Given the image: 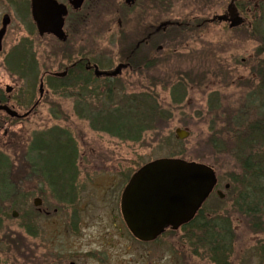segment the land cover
I'll list each match as a JSON object with an SVG mask.
<instances>
[{
  "label": "flooded vegetation",
  "instance_id": "1",
  "mask_svg": "<svg viewBox=\"0 0 264 264\" xmlns=\"http://www.w3.org/2000/svg\"><path fill=\"white\" fill-rule=\"evenodd\" d=\"M53 1L66 12L62 25L64 41L52 34L39 32L33 18V0H0V54L7 50L2 63L9 73L17 75L10 66L12 62L22 59L25 53L26 64L34 71L29 72L28 69L19 74V77L37 74V56L32 51L35 39L54 40L60 53H63L64 49L68 51L66 55L72 51L75 53L77 48H81L76 40L78 35L84 32L95 33V17H98L99 30L110 35L111 44L121 41L124 48L122 57L116 63L111 59L107 60L95 50L92 42L87 53H76L71 59L67 56L68 60L60 63L56 71H49L45 65L39 77V87L42 83L43 93L38 92V100L24 113L21 110L26 105L22 104L20 98H10L12 89L7 86L6 95L0 94V127L14 121L23 122L35 112L45 94L44 81H56L62 86V81L72 78L73 88L88 94L91 91L87 90L92 84L103 83L105 88L97 93L108 96L112 94L110 85L126 72L146 78L149 72L154 73L159 66L158 55L163 50L162 43L167 35H174L173 39H170L175 40L177 35L174 33L206 31L208 26L217 24L222 25V29H245L250 35L264 38V0H194L196 4L189 13L192 20L181 22L160 18L159 15L164 11L167 15H172L174 0ZM38 5L41 11L46 8L43 3ZM221 16L227 19L239 17L243 20V25L234 30L230 29V22H218L217 17ZM208 17L210 19H207ZM133 28L136 32L128 34ZM21 30L22 37L14 41L12 37ZM116 34L120 35L115 42ZM259 44L262 45L259 49L264 52V42L259 40ZM47 61L42 60L43 63ZM254 61L256 63L250 69V74L257 82L250 91V105L253 111L256 107L255 97L260 95L264 100V59ZM260 82H263V85L256 91ZM141 94L142 91L129 95ZM247 112L249 111H244L243 118ZM234 157L236 170L230 181L226 176L224 185V191L231 192L230 208L213 207L222 203L227 195L218 190V185L223 180H220L210 166L215 173L216 185L193 218L178 229H168L154 240L146 242L131 235L121 213V196L129 180L121 188V185H115V175H111L109 177L113 179L112 183L104 187L103 191L96 192L90 181L87 182L88 187L78 185V169L59 171L60 180L57 186L46 184L45 194L41 198H35L40 201L39 207L34 206L35 199L32 202L36 212L42 220L44 219V232L41 231L44 237H35L40 238L39 251L31 250L32 215L28 213L25 217L24 230L28 253L26 264H239L240 253L248 258L243 264H264V237H254V241H250L251 245L243 247V240L241 243L233 228L236 219L237 222L247 224L253 233L264 231V178L257 181L255 174L258 172L249 169L255 166V163L248 159L251 155H243L238 149ZM209 200L215 202L207 209ZM51 214H55L54 222H49ZM12 217L16 218L17 213L13 212ZM47 225L51 236L48 235ZM212 226H216L214 234L208 231V227ZM127 232L131 237H127ZM178 232H183L184 235L162 237L166 233L175 236Z\"/></svg>",
  "mask_w": 264,
  "mask_h": 264
},
{
  "label": "rangeland",
  "instance_id": "2",
  "mask_svg": "<svg viewBox=\"0 0 264 264\" xmlns=\"http://www.w3.org/2000/svg\"><path fill=\"white\" fill-rule=\"evenodd\" d=\"M174 1L172 15L164 11L159 14L160 18L177 22L192 20L189 13L196 4L194 0ZM97 20L98 17H95V33L84 32L78 35L76 40L81 48H77L75 53L72 51L66 55L68 51L65 49L60 53L54 40L35 39L32 47L38 61L35 76L19 77V72L15 76L9 73L2 63L7 51L4 50L0 54L1 96L6 95L5 88L10 87V98H20L22 104L26 105L21 112L28 111L38 100L39 77L44 66L49 71H56L60 63L68 60L67 56L71 59L76 53H87L92 42L95 50L103 54L105 59L115 63L119 61L124 50L118 40L120 34L115 35V42L118 41L111 44L110 35L99 30ZM247 31H229L215 24L208 26L206 31L174 33L177 35L175 40H172L174 35H167L162 43L163 50L158 55L159 66L154 73L149 72L144 78L126 72L112 83L110 89L114 95L113 106L120 103L122 96L140 91L156 97L160 116L151 130L144 132L137 141L123 140L95 131L89 119L76 113L75 109L80 111L85 104L90 105L92 113H98L99 109L106 106V95L97 93L105 88L103 83L92 84L87 90L91 91L88 94L73 88L72 78L62 81L64 86L56 81H44L45 94L35 112L23 122L14 121L0 127V152L11 162L10 180L15 185L11 198L2 200L0 204V263L26 264L28 253L24 220L28 213H31L33 219L31 250L39 251L41 248L40 238L35 237H44L41 232H44V219L36 212L32 202L45 194L46 184H49L42 175L29 174L26 153L38 135H48L53 130L68 134L74 141L80 187H88L87 182L90 181L95 191L101 192L112 183L113 179L109 176L115 175V185H121L122 188L143 165L158 159L175 158L213 167L220 180H223L218 190L223 191L227 198L214 206L212 203L215 200H209L206 208H230L231 192H225L224 185L226 176L230 181L236 170L234 155L238 153L230 129H236L235 125L240 122L244 111H249L244 117L245 122L257 121L264 115L262 96L255 97L254 111L250 105V91L253 84H257L250 69L256 63L254 59H264V52L258 50L262 46L258 36L250 35ZM131 32L133 34L136 30L133 28L128 34ZM22 35L21 30L12 38L16 41ZM42 60L48 61L43 63ZM153 77V82L148 81ZM178 82L181 86H175L176 91L175 87L171 89ZM148 87L153 92L145 91ZM177 99L180 101L175 102ZM176 130L185 131L188 136L178 140ZM48 168L52 169L50 164ZM13 212L17 213L16 218L12 217ZM54 219L55 214H51L49 222H54ZM233 228L241 243L243 240V247L251 245L250 241H254V237H264V231L253 233L247 224L237 222L236 219ZM47 231L51 236L48 225ZM127 234V237H131L129 232ZM183 235V232L175 236L166 233L162 237ZM247 260L246 255L240 253L239 264Z\"/></svg>",
  "mask_w": 264,
  "mask_h": 264
},
{
  "label": "water",
  "instance_id": "3",
  "mask_svg": "<svg viewBox=\"0 0 264 264\" xmlns=\"http://www.w3.org/2000/svg\"><path fill=\"white\" fill-rule=\"evenodd\" d=\"M40 3L46 7L42 11ZM65 14V9L53 0H33V18L41 34H52L64 41L62 25ZM217 20L230 22V29L243 24L239 17L227 19L221 16ZM39 88L42 94V83ZM175 135L176 139L183 140L188 133L176 130ZM215 185V173L206 165L174 158L149 162L130 177L122 192L121 213L125 224L136 239L154 240L168 229L176 230L187 224ZM39 203L38 199L34 200L35 207H39Z\"/></svg>",
  "mask_w": 264,
  "mask_h": 264
},
{
  "label": "trees",
  "instance_id": "4",
  "mask_svg": "<svg viewBox=\"0 0 264 264\" xmlns=\"http://www.w3.org/2000/svg\"><path fill=\"white\" fill-rule=\"evenodd\" d=\"M260 40L264 42V38ZM261 51L259 49V52ZM10 67L20 74L28 71V69L29 72L34 71L32 67L27 66L25 53L22 59L12 62ZM151 81L153 82V80ZM262 85L263 82H260L256 91ZM175 86H181V83L178 82L171 86V89ZM176 89L175 87L174 91ZM145 91L153 92L150 87L146 88ZM113 98V94L106 96L105 99L108 103L106 102V106L99 109L98 113H92L89 104H85V107L80 111L77 108L75 111L78 116L84 115L83 117L89 119L95 131L131 141L139 140L144 132L151 130L153 123L160 116L156 97L151 93L124 95L120 99V103L116 104L117 106H113ZM179 101V99L175 100V102ZM262 117L254 122H245L241 115L240 123L237 122L235 125L236 129H230L231 139H234L239 153L251 155L248 159L255 163V166L252 165L254 168L249 167V169L261 173L260 175L255 174L257 181L264 178V115ZM76 161L77 150L74 141L68 134L58 130H53L48 135H38L26 153V162L30 174L42 175L53 187L57 186V182L60 180L59 171L76 170ZM48 164L52 169L48 168ZM11 169L9 158L0 152V204L3 203L2 200L11 198L15 191V185L10 180ZM215 227H208L209 233L214 234Z\"/></svg>",
  "mask_w": 264,
  "mask_h": 264
}]
</instances>
